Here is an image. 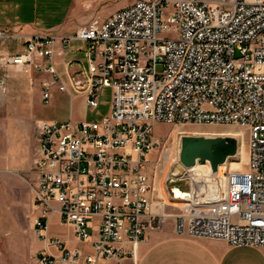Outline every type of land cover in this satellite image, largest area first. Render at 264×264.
<instances>
[{"label":"built area","instance_id":"obj_1","mask_svg":"<svg viewBox=\"0 0 264 264\" xmlns=\"http://www.w3.org/2000/svg\"><path fill=\"white\" fill-rule=\"evenodd\" d=\"M69 41L84 44L85 60V67L66 65L71 91L94 109L110 88L111 104L100 121L37 124L28 186L38 263L59 264L54 248L67 264H137V246L168 217L178 236L264 249V0H135L106 19L91 18L70 39L30 38L0 54V65L45 76L39 89L47 105L53 87L67 90L54 59L57 44ZM160 123L238 126V149L247 137L245 170L224 167L221 186L169 174L188 189L159 197L145 166ZM54 216L83 243L95 234L94 254L50 237Z\"/></svg>","mask_w":264,"mask_h":264},{"label":"crops","instance_id":"obj_2","mask_svg":"<svg viewBox=\"0 0 264 264\" xmlns=\"http://www.w3.org/2000/svg\"><path fill=\"white\" fill-rule=\"evenodd\" d=\"M132 2L131 0L130 4ZM116 3L117 0H0V31L13 37L9 40L0 39V54H13L19 51L22 44L33 37L70 39L77 28L92 16V14L88 16L89 12L109 7L112 4L116 5ZM72 42L76 41L58 43L55 48L54 64L55 66L59 64L64 72L68 63L78 61L74 54L81 53L83 55L84 44L77 42L82 45L80 49L76 50L75 47L70 46ZM11 47H13L12 50H10ZM25 74L32 75L33 73L17 72L12 67L0 65V84L5 88L4 92L0 88V109L2 112L0 117V121H2L0 123V175L9 174L7 151L10 139L14 144L17 142V138L13 136V130L11 132L10 128L17 127L15 123L27 116L24 109L14 115L9 110V103L14 101L12 99L14 94L19 90L26 89V84L20 79V75ZM29 84L34 88L32 81ZM10 120L14 121L13 126H9ZM10 135L12 138H9ZM6 182L7 178L0 176V185H4ZM152 184L155 188L154 182ZM151 199L155 203V196H152ZM166 211L170 212L171 210L167 208ZM51 221L48 230L49 236L61 241L65 249H76L83 255L94 254L92 242L96 240L95 234H92L89 242L83 243L75 238L70 227L60 223L57 216H54ZM96 222L97 219L94 220V223ZM31 229L33 230L32 226ZM37 248L38 252L42 248L39 240ZM50 253L58 258L56 260L59 264H67L61 261L62 254L56 249L51 248ZM136 258L137 264H264V249L232 247L221 240L178 236L174 231V218L168 217L160 229L150 231L145 240L137 246ZM36 263L39 264L37 260ZM124 263L130 264L129 260H125ZM97 264L114 263L98 261Z\"/></svg>","mask_w":264,"mask_h":264},{"label":"rangeland","instance_id":"obj_3","mask_svg":"<svg viewBox=\"0 0 264 264\" xmlns=\"http://www.w3.org/2000/svg\"><path fill=\"white\" fill-rule=\"evenodd\" d=\"M131 0H117L116 5L89 12L93 17L106 19L114 12L128 6ZM133 2L135 0H132ZM176 1V0H167ZM212 1V0H199ZM171 10V6L166 9V13ZM82 44L71 43L70 46L80 49ZM3 46V45H2ZM13 47L10 48L12 50ZM78 61L85 67V60L81 53L74 54ZM56 71L62 75V79L67 87L65 92H60L57 88L51 89V99L49 104L40 101L39 83L46 79L45 76L37 73L20 75V79L26 84L24 91L19 90L9 103V110L12 115L26 110L27 116L20 122L15 123L13 136L17 142L10 139L8 148L9 157V174L0 175L7 178L4 185H0V264H35L37 260V244L32 226V211L30 204V190L28 184L32 181L33 176L30 172L33 162L38 157L37 144V123L42 120L67 121H100L108 115L111 104V89L103 88L99 96V106L97 108H88L85 104L83 95H78L70 90V84L65 72L59 64L55 66ZM32 81L34 88L29 82ZM30 89L31 91H29ZM33 90V91H32ZM33 94H32V93ZM37 92V93H36ZM36 93V94H34ZM2 115L0 109V117ZM9 126H13L14 121H9ZM2 123V121H0ZM193 129H223L236 131L241 136L238 126H197V125H169L165 123L156 124L152 127V137L159 141L155 148L148 156L145 171L155 184V189L159 197L168 199L169 196L177 195L179 192L187 191L186 181H174L169 173L172 164L178 162L179 156V139L176 136L181 133L193 134ZM9 131V134H10ZM244 134V133H243ZM203 135V134H202ZM204 136V135H203ZM210 136V135H209ZM223 136H228L223 135ZM9 138H12L10 135ZM240 138V137H239ZM236 139V138H235ZM246 156L247 162V137L239 146L237 155L229 159L226 168H231V164L239 163L242 156ZM231 169H238L237 167ZM244 169V167H243ZM240 170V169H239ZM161 185V188L158 186ZM174 192V193H173ZM177 206V205H174ZM170 212H176V207L169 208ZM52 222V221H51ZM38 261V260H37ZM37 264V263H36Z\"/></svg>","mask_w":264,"mask_h":264},{"label":"water","instance_id":"obj_4","mask_svg":"<svg viewBox=\"0 0 264 264\" xmlns=\"http://www.w3.org/2000/svg\"><path fill=\"white\" fill-rule=\"evenodd\" d=\"M237 150L238 142L232 136L185 135L180 138L178 158L184 168L207 162L211 172L216 173L220 165L236 156ZM174 169L172 166L169 174L174 179L182 177Z\"/></svg>","mask_w":264,"mask_h":264},{"label":"bare ground","instance_id":"obj_5","mask_svg":"<svg viewBox=\"0 0 264 264\" xmlns=\"http://www.w3.org/2000/svg\"><path fill=\"white\" fill-rule=\"evenodd\" d=\"M193 134H203L204 136H223V135H228L232 136L234 138L241 137V135L238 132L234 131H229V130H223V129H206V130H201V129H193ZM243 135V133L241 132ZM185 135H190L188 133H181L176 136V132L173 133V136L177 139H179V144H180V138ZM238 151V150H237ZM228 162V161H227ZM227 163H224L218 167V170L216 173L211 172L209 164L206 162L204 164L196 163L194 166L190 168H184L180 163L179 159L178 162H175L172 164L174 166V172L177 174H180L181 176H184L185 173H188V177H190L192 182H202L204 186L209 185L210 183H216L218 186H221V178L220 172L224 167H226ZM245 165H246V156L243 155L241 158V161L239 163H233L231 164V168L237 167L238 169H231V170H239L244 171L245 170ZM244 167V169H243ZM161 188V185H159Z\"/></svg>","mask_w":264,"mask_h":264}]
</instances>
